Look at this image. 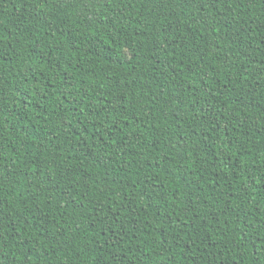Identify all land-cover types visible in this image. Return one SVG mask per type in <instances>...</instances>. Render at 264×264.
<instances>
[{"label":"trees","instance_id":"1","mask_svg":"<svg viewBox=\"0 0 264 264\" xmlns=\"http://www.w3.org/2000/svg\"><path fill=\"white\" fill-rule=\"evenodd\" d=\"M0 264H264V0H0Z\"/></svg>","mask_w":264,"mask_h":264}]
</instances>
